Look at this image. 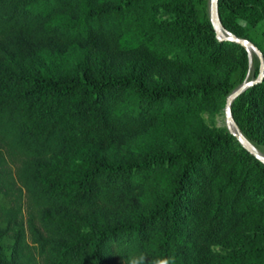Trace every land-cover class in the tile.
<instances>
[{
	"label": "trees",
	"instance_id": "1",
	"mask_svg": "<svg viewBox=\"0 0 264 264\" xmlns=\"http://www.w3.org/2000/svg\"><path fill=\"white\" fill-rule=\"evenodd\" d=\"M174 1L0 0V192L12 202L0 203V240L13 239L10 258L1 250L0 264H37L33 249L42 264H131L141 256L144 264L173 257L175 264H264V246L249 243L219 263L211 258L253 207H264V163L236 135L207 141L198 152L143 161L112 163L71 150L80 142L127 140L181 103L201 104L216 86L154 88L138 74L11 68L18 53L72 45L116 55L131 38L144 51H171L170 62L200 56L216 63L229 47L242 46L217 37L203 17L204 0H187L189 8L177 10L168 27L159 11ZM237 7L253 21L264 17V0ZM224 9L219 0L223 25L249 37L229 24ZM248 90L255 127L246 133L264 143V79ZM7 158L19 164L20 186L1 170ZM180 161L178 173L153 194L160 173ZM220 163L230 164L222 176ZM24 191L34 245L20 219Z\"/></svg>",
	"mask_w": 264,
	"mask_h": 264
},
{
	"label": "rangeland",
	"instance_id": "2",
	"mask_svg": "<svg viewBox=\"0 0 264 264\" xmlns=\"http://www.w3.org/2000/svg\"><path fill=\"white\" fill-rule=\"evenodd\" d=\"M240 1L242 4H248V0H224L226 19L237 30L248 32L249 37L245 38L256 45L259 44L264 49V17L253 21L237 7ZM200 4L203 17L212 23L211 0H204ZM188 5L187 0L167 3L159 11V16L169 24V27L174 23V14L177 10H187ZM126 41L129 45L122 50L118 49L116 55H111L109 50L100 49L91 44H82L68 46L65 49H46L37 54H30V56H27V52L18 53L12 57L10 64L15 70L52 72L58 75L94 73L99 77H114L138 74L142 75L146 83L154 88L187 89L206 85L216 86V88L201 104H196L193 100L181 103L175 112H167L145 130L134 133L127 140L105 144L80 142L71 149L72 151L89 152L92 156L112 163L143 161L159 154H175L185 150L198 152L205 142L224 139L228 132L234 134L236 129L227 117L228 99L246 81L259 79L261 58L255 51L250 52L243 46L229 47L225 55L220 57L216 63L204 61L200 56H191L187 62L181 60L170 62L168 58H172L171 51L160 48L144 51L131 44L134 41L133 38ZM221 84L229 87L228 92L222 90ZM248 89L233 100L231 111L241 131L253 143L257 151L264 155V143L251 140L249 135L247 136L248 131L255 127V114L251 106L253 94L249 93ZM237 139L243 145L238 137ZM182 162L160 173L161 176L152 186L153 194L161 191L163 184L178 173ZM18 166V163L7 158L1 170L7 175L10 174L15 183L20 186ZM229 167V163H220L221 176L228 171ZM0 203L7 206L12 205L9 197L2 192H0ZM21 206L23 211L20 219H23L26 226L27 241L34 245L28 229L32 210L29 208L26 191H24ZM247 243L254 247L264 246V207H253L230 238L212 248L213 263H219L233 251L244 250V244ZM12 244V238L0 240V253L5 249L6 256L10 258ZM33 252L37 258V264H42L37 250L33 249Z\"/></svg>",
	"mask_w": 264,
	"mask_h": 264
},
{
	"label": "water",
	"instance_id": "3",
	"mask_svg": "<svg viewBox=\"0 0 264 264\" xmlns=\"http://www.w3.org/2000/svg\"><path fill=\"white\" fill-rule=\"evenodd\" d=\"M218 1L219 0H211V21L212 25L217 33V37L220 40L225 41H233L236 42L243 47L247 48L250 52L255 51L257 55L261 58V70L259 79L257 80H250L243 83L238 89H236L229 97L228 103H227V117L228 119L233 123L236 131L234 134L241 140L243 145L246 147L248 151H250L252 154H254L258 159H260L264 163V155L259 153L256 149V147L253 145V143L245 136V134L241 131L238 124L234 120V117L232 115L231 111V105L233 100L239 96L241 93L246 91L249 87L255 86L259 82H261L264 79V57L262 50L251 40L240 37L238 35L233 34L229 30H227L221 21L220 15H219V7H218Z\"/></svg>",
	"mask_w": 264,
	"mask_h": 264
},
{
	"label": "clouds",
	"instance_id": "4",
	"mask_svg": "<svg viewBox=\"0 0 264 264\" xmlns=\"http://www.w3.org/2000/svg\"><path fill=\"white\" fill-rule=\"evenodd\" d=\"M131 264H144L143 262V257H139L138 259H134L131 261ZM156 264H175V259L173 258H169V259H165L163 261H156Z\"/></svg>",
	"mask_w": 264,
	"mask_h": 264
},
{
	"label": "bare ground",
	"instance_id": "5",
	"mask_svg": "<svg viewBox=\"0 0 264 264\" xmlns=\"http://www.w3.org/2000/svg\"><path fill=\"white\" fill-rule=\"evenodd\" d=\"M253 52V51H252Z\"/></svg>",
	"mask_w": 264,
	"mask_h": 264
}]
</instances>
